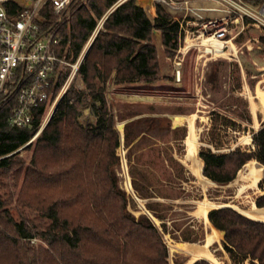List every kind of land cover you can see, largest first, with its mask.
I'll list each match as a JSON object with an SVG mask.
<instances>
[{"label": "trees", "instance_id": "trees-1", "mask_svg": "<svg viewBox=\"0 0 264 264\" xmlns=\"http://www.w3.org/2000/svg\"><path fill=\"white\" fill-rule=\"evenodd\" d=\"M87 1L89 5L82 4L83 0L74 1L71 20L58 28L62 45H69L75 57L82 52L99 19L118 0ZM8 6L13 15L20 8L12 1ZM45 15L48 18L45 26L49 27L56 17ZM155 30L160 32V41ZM261 41L264 43V36ZM179 42L180 22L161 4H157L154 19L137 0H126L110 12L80 69L91 90V109L98 116L97 125L85 128L80 121L83 99L70 91L39 134L31 162L33 168L28 170L18 198L22 202L23 197H31L33 202L28 203L51 223L40 231L30 219L17 220L6 207L11 197L4 199L0 195V264H166L167 249L159 237L156 249L148 247L152 244L151 234L157 233L156 227L127 213L125 195L110 170L117 162L115 148L119 139L112 128L113 117H108L105 86L97 88V79L104 84L110 78L152 84L168 79L160 73L161 46L166 53L175 55ZM66 75L60 77V86ZM11 113V105L0 110V175L19 164L18 150L35 136L42 115L38 114L33 126L18 127L10 123ZM253 142L255 150L251 152L202 150L205 175L224 184L235 179L251 159L264 166V125L254 133ZM50 160L56 167L61 163L67 165L58 174H47ZM103 169L106 174H100ZM74 176L79 179L77 189L74 183L67 187V181L73 182ZM61 185L62 189H57ZM259 185L264 190V178ZM3 187L0 182V188ZM256 203L264 207V194ZM208 216L216 228L225 232L223 244L235 264L247 259L264 264L263 221L253 220L230 207L213 209ZM35 236H42L49 249L36 253L31 245ZM194 264L211 263L201 259Z\"/></svg>", "mask_w": 264, "mask_h": 264}, {"label": "rangeland", "instance_id": "rangeland-1", "mask_svg": "<svg viewBox=\"0 0 264 264\" xmlns=\"http://www.w3.org/2000/svg\"><path fill=\"white\" fill-rule=\"evenodd\" d=\"M86 2L85 5L90 4L87 0H83L82 4ZM144 2L137 0L147 15L154 19L157 5L146 6ZM122 3L118 0L99 19L96 36L110 12ZM195 5L215 4L200 1ZM73 13L74 10L71 9L69 12L71 16L66 23L71 20ZM173 17L176 20L182 19L181 16ZM183 24L185 26V23ZM92 35L93 33L90 38ZM96 36L88 48L87 55ZM263 36L264 32L261 30L255 27L247 28L237 38V46L234 47L239 51V58L230 55L231 52L234 53L231 47L230 50L223 49L224 52L229 50L226 54L208 53L206 48L209 46L203 45L200 40H190L188 43L194 45L189 52L183 53L180 49L182 37L175 55L166 53L161 46L160 73L168 79L153 84L139 81L118 82L111 78L104 84L97 79V88L105 86L108 117H113L112 128L119 139V144L115 148L117 162L110 167V170L114 172L118 188L125 195L127 213L137 220L145 219L156 227L157 233L151 234L152 244L150 246L148 244V247L152 251L156 249L157 237H159L167 249L166 264H185L189 259L184 253H172L169 240L202 243L207 233L211 231V225L196 213L199 211L200 201L208 199L221 205L231 202L243 206L250 204L249 199L245 197L246 192H239L240 183L236 180L241 171H247L249 162L254 161L257 167H264L256 159H251L229 183L221 184L214 181L215 184L204 189L183 162L187 152L185 143L189 135V125L188 123L174 125L169 117L177 114H198L196 125L200 128L201 141L199 156L202 150L207 149L215 153H229L236 149L254 151L253 135L264 125V107H262L264 99L261 96L264 92V43L261 41ZM66 52L69 58L74 56L73 52L70 53V48ZM76 58L74 56V60ZM177 69L181 71L180 79L175 74ZM65 73L68 75V67L63 70L62 76ZM114 75L115 73L112 77ZM70 91L78 93L83 99L84 108L80 115L82 124L88 129L96 127L98 116L91 109V90L80 71L74 77L63 99ZM73 101L74 98H71L69 102ZM49 122L40 132L37 131L29 143L18 150L16 158L19 164L0 175V182L4 185L0 188V195L4 199L11 197L6 207L17 220L26 218L35 222L40 231L49 226L51 220L41 217L39 210L28 203L33 202L31 197H23L22 202L18 198L27 172L33 168L31 162L39 134ZM120 124L123 125L122 128ZM247 137H251L252 140L247 142ZM66 165L61 163V166L56 167L50 160L46 172L58 174ZM204 167L205 163L203 165L205 175ZM99 172L107 173L104 169ZM74 174L77 175V171ZM73 178L77 180L67 181V187H72L74 183L77 189L78 186L75 184L79 183V179L77 176ZM128 178L133 191L128 188ZM57 189H62V185ZM263 194L264 190L261 188L253 195L254 200L256 201ZM223 241L224 236L220 242L213 243L212 251L225 264H235L226 251ZM31 245L36 248V253L49 249L48 243L42 236L32 238ZM242 264L254 263L247 259Z\"/></svg>", "mask_w": 264, "mask_h": 264}, {"label": "built area", "instance_id": "built-area-1", "mask_svg": "<svg viewBox=\"0 0 264 264\" xmlns=\"http://www.w3.org/2000/svg\"><path fill=\"white\" fill-rule=\"evenodd\" d=\"M11 1L20 6L15 15L9 10ZM74 1L0 0V110L11 105L10 123L14 126H33L41 113L40 132L80 71L99 27L76 60L74 56L69 58L66 52L69 47L62 45L58 28L70 18ZM142 1L146 6L161 4L173 16L182 17L177 21L180 22V38L183 37L180 47L183 53L194 45L188 43L189 40L203 43L205 38L208 43L203 45L210 47L209 52L206 48L208 53H213L212 42L217 40L222 49L231 47L234 53L230 55L239 58V51L233 47L237 46V38L250 27L264 32V0H152V4L149 0ZM200 1L215 5H195ZM45 13L56 17L49 27L45 26L48 20ZM66 67L69 73L60 87V77ZM175 74L181 78L179 69Z\"/></svg>", "mask_w": 264, "mask_h": 264}, {"label": "bare ground", "instance_id": "bare-ground-1", "mask_svg": "<svg viewBox=\"0 0 264 264\" xmlns=\"http://www.w3.org/2000/svg\"><path fill=\"white\" fill-rule=\"evenodd\" d=\"M202 42L203 44H206L208 43V40L203 38ZM212 44L215 47L214 49H212L213 52L223 53V54L227 53L223 51L222 44L220 41L214 40ZM207 51L208 52L210 51L209 47L207 48ZM261 96L264 99V92H262ZM198 117L199 116L196 113H192L188 115L177 114L174 116L173 122L174 125H183L185 123H188L189 135L186 138V143H185L187 144V152L184 156L183 162L187 165L190 172L196 176L197 183L202 185L204 189H207L208 186L215 184V182L205 177V175L203 174L204 162L202 158L199 156V150L201 146V141L199 136L200 128H198V126L196 125V120L198 119ZM120 127L122 128L123 125L120 124ZM251 140H252L251 137L246 138L247 142H250ZM263 175H264V167H257L254 161L248 163L247 171L240 172L236 181L237 183H240L239 192L240 193L246 192L245 197L250 201V204L248 205L243 206L232 202L221 205L208 199H204L200 201L199 211H196V213L198 214L199 217H204L205 221L211 225V231L207 233L205 241L199 243V242H177L174 240H169L170 251L172 253L175 252L184 253L187 256H189V259L185 264H194L199 259H207L211 261L213 264H225L224 262L219 260V258L214 254V252L211 249L213 243L221 241V239L224 236V232L216 228L211 223L208 214L214 208L221 207L224 205H229L236 208L238 211H240L241 213H243L244 215H246L251 219L264 221V208H259V206L257 205L256 201L253 198V195L261 190L259 183L263 178ZM127 185L130 190L132 191L134 190L129 178ZM155 220L159 221L157 218H155Z\"/></svg>", "mask_w": 264, "mask_h": 264}, {"label": "water", "instance_id": "water-1", "mask_svg": "<svg viewBox=\"0 0 264 264\" xmlns=\"http://www.w3.org/2000/svg\"><path fill=\"white\" fill-rule=\"evenodd\" d=\"M149 3H151L152 4V0H149ZM155 33H156V35H157V38H158V40L160 41V38H161V36H160V32L159 31H157V30H155ZM170 118L171 119H173L174 118V116H170ZM223 207H230V208H234V207H232V206H229V205H224V206H221V207H218V208H223ZM259 208H264V207H259ZM215 209H217V208H215ZM213 210V209H212ZM235 210H237V209H235ZM238 211V210H237ZM240 212V211H239ZM241 213V212H240ZM243 214V213H242ZM244 215V214H243ZM246 216V215H245ZM254 220V219H253ZM264 222V221H263ZM224 232V231H223ZM224 234H225V232H224Z\"/></svg>", "mask_w": 264, "mask_h": 264}, {"label": "crops", "instance_id": "crops-1", "mask_svg": "<svg viewBox=\"0 0 264 264\" xmlns=\"http://www.w3.org/2000/svg\"><path fill=\"white\" fill-rule=\"evenodd\" d=\"M169 119L171 120V118L169 117ZM173 120V119H172Z\"/></svg>", "mask_w": 264, "mask_h": 264}, {"label": "flooded vegetation", "instance_id": "flooded-vegetation-1", "mask_svg": "<svg viewBox=\"0 0 264 264\" xmlns=\"http://www.w3.org/2000/svg\"><path fill=\"white\" fill-rule=\"evenodd\" d=\"M157 123H159V122H157Z\"/></svg>", "mask_w": 264, "mask_h": 264}]
</instances>
